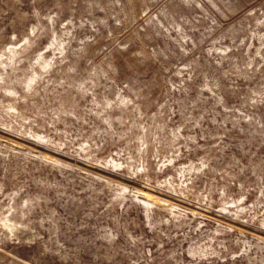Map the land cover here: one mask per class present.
Here are the masks:
<instances>
[{
    "label": "rangeland",
    "instance_id": "1",
    "mask_svg": "<svg viewBox=\"0 0 264 264\" xmlns=\"http://www.w3.org/2000/svg\"><path fill=\"white\" fill-rule=\"evenodd\" d=\"M0 264H264V0H0Z\"/></svg>",
    "mask_w": 264,
    "mask_h": 264
}]
</instances>
